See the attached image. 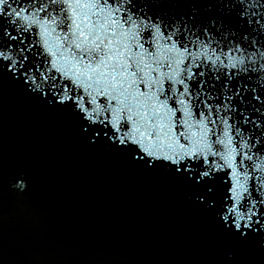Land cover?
Returning <instances> with one entry per match:
<instances>
[{"label": "snow or ice", "instance_id": "1", "mask_svg": "<svg viewBox=\"0 0 264 264\" xmlns=\"http://www.w3.org/2000/svg\"><path fill=\"white\" fill-rule=\"evenodd\" d=\"M203 13L179 0H0V87L185 185L219 264H249L250 249L264 255V2ZM15 181L23 196L29 177Z\"/></svg>", "mask_w": 264, "mask_h": 264}, {"label": "water", "instance_id": "2", "mask_svg": "<svg viewBox=\"0 0 264 264\" xmlns=\"http://www.w3.org/2000/svg\"><path fill=\"white\" fill-rule=\"evenodd\" d=\"M201 10L211 0H179ZM264 2V0H262ZM236 11L226 24L239 21ZM213 15H219L213 10ZM11 170V171H10ZM35 173L18 200L8 178ZM213 224L188 189L91 147L67 118L0 87V264H219ZM249 264H264L255 249Z\"/></svg>", "mask_w": 264, "mask_h": 264}, {"label": "clouds", "instance_id": "3", "mask_svg": "<svg viewBox=\"0 0 264 264\" xmlns=\"http://www.w3.org/2000/svg\"><path fill=\"white\" fill-rule=\"evenodd\" d=\"M20 175H25V174L24 173H21ZM27 176L29 177L28 187H31L32 185L38 183V181L35 178V173L28 174ZM7 183H8V189H9V191H11L12 193H14L16 195V197H17L18 200H23L24 197L21 196L19 194V192H17V189L18 188H19L20 192H23V190H24V186L21 185V182L20 181H15L14 182V178L9 177ZM261 247H264V244H262Z\"/></svg>", "mask_w": 264, "mask_h": 264}]
</instances>
